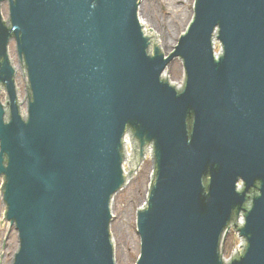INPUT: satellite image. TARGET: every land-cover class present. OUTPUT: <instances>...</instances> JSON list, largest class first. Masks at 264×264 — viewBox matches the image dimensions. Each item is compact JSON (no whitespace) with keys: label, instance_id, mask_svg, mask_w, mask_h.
<instances>
[{"label":"water","instance_id":"95a60500","mask_svg":"<svg viewBox=\"0 0 264 264\" xmlns=\"http://www.w3.org/2000/svg\"><path fill=\"white\" fill-rule=\"evenodd\" d=\"M141 1L0 0L6 264H115L111 201L147 154L116 264H264V0H193L167 54Z\"/></svg>","mask_w":264,"mask_h":264},{"label":"rangeland","instance_id":"374dc122","mask_svg":"<svg viewBox=\"0 0 264 264\" xmlns=\"http://www.w3.org/2000/svg\"><path fill=\"white\" fill-rule=\"evenodd\" d=\"M141 17L151 24L160 15L168 14L171 27L160 32L162 53L167 54L169 48L175 47V38L169 36L186 31L193 0H142ZM140 2V5L142 3ZM173 45V46H172ZM167 51V52H165ZM149 176L147 156L136 174L129 180L121 191L112 200L110 234L113 243L115 263L136 256L135 235L132 210L138 209L139 201ZM2 204L0 202V219ZM12 225H0V264H6L10 243Z\"/></svg>","mask_w":264,"mask_h":264},{"label":"bare ground","instance_id":"6f19581e","mask_svg":"<svg viewBox=\"0 0 264 264\" xmlns=\"http://www.w3.org/2000/svg\"><path fill=\"white\" fill-rule=\"evenodd\" d=\"M142 5H143V1H142L141 5L139 6V10H138V19H139V23H140V24L145 23V28H147L150 24L148 23V20H144V19L141 17V14H140V11H141V9H142ZM160 44H161V46L163 47L164 42H161V40H160ZM172 46H173V45H172ZM171 48H172V47H171ZM167 51H168V50H167ZM167 51H165V52H167ZM133 171H134V172L136 171V166H135V165H133V168H132V172H131V174L133 173ZM132 176H133V174H132ZM132 176L130 175V178H129L128 180L125 181V185H124V186H126L127 184H129L128 182H129V180L132 178Z\"/></svg>","mask_w":264,"mask_h":264}]
</instances>
